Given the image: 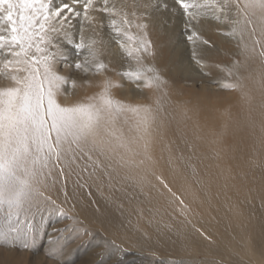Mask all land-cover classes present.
<instances>
[{"label": "snow or ice", "instance_id": "snow-or-ice-1", "mask_svg": "<svg viewBox=\"0 0 264 264\" xmlns=\"http://www.w3.org/2000/svg\"><path fill=\"white\" fill-rule=\"evenodd\" d=\"M175 4L183 10L187 39H198V30H191L195 27L193 21L197 13L190 9L201 6L195 0L191 3L175 0ZM217 7L221 14L226 8L236 9L235 24L245 43L246 54L258 55L264 64V0H245L243 4L237 0H222ZM105 15H119L120 24L112 18L108 26L115 35L133 40L123 30L133 23L129 14L123 10L118 13L115 5H109V0H60L59 3L56 0H0V51L11 57L6 60L5 68L15 65L13 73L9 74L15 86L0 90V204L6 203L13 210L8 213V227L0 228V246L11 247L21 241L25 249L29 248L35 239V216L50 207L59 210L55 208V201L42 191L49 187L50 181L56 183L75 170L84 172L90 168L88 175L92 176L101 168H132L155 163L152 157L154 133L160 130L163 140L162 130L166 127L158 108L128 109L114 101L109 95L112 83L107 78L98 85L103 89L98 102L68 106L57 103L56 96L63 86H81L77 80L57 74L54 50L60 47L58 38H63L78 56L87 51L92 57L91 60L85 57L83 62L77 59L69 67L85 75L106 72L108 65L98 58L97 40L87 37L85 27L96 34V28L104 26ZM213 17L220 18L215 12ZM94 21L96 27H93ZM74 22L79 24L78 39L71 31L76 26ZM136 27L142 33L138 47L129 50L124 43L120 46L130 57L135 52V58L140 61L143 56L152 55V45L145 31L148 24L138 23ZM202 42L208 43L207 40ZM21 72L23 76L17 74ZM123 75L134 80L137 88L155 86L159 89L164 83L159 75L146 77L140 72ZM225 87L243 89V84L237 78V83ZM126 110L138 116L133 135H126L117 128L116 113ZM157 179L168 187L162 177ZM110 246L118 247L114 242ZM103 254V251L98 253ZM89 264L97 262L93 260Z\"/></svg>", "mask_w": 264, "mask_h": 264}, {"label": "rangeland", "instance_id": "rangeland-1", "mask_svg": "<svg viewBox=\"0 0 264 264\" xmlns=\"http://www.w3.org/2000/svg\"><path fill=\"white\" fill-rule=\"evenodd\" d=\"M142 1L143 0H109V5H115L116 11L124 10L129 13V19L133 21L131 28H136V24L144 22L143 18L137 15V12L143 14L146 17L145 23L148 24V28L146 29L148 33L147 39L151 41L152 52L156 48L159 52L162 51L163 53L166 50V56L168 57H171L173 55L172 52H175V56L173 57L175 63H169L166 57L158 61L143 56L140 61H137L135 52L133 56H128L125 50H120V44L126 37L124 35H115L111 27L108 26L112 18H115L117 23L120 24L119 15H117L118 17L105 15L102 20L104 26L96 28V35H98L99 39H101L103 45L106 47V56L99 55L98 57L108 65V70L106 72L96 74L89 73L85 75L75 70L73 67H69V65L77 59L83 62L85 57H88L89 60H91L92 57L89 56L87 51L82 52L78 56L75 49L68 45L63 38H58L60 47L58 50H54L56 51L55 64L57 74L69 76L71 79L77 80L81 85L76 88L66 86L71 89L70 93L74 95L69 105L85 101L91 102L93 98L100 97V93L103 89L98 85L103 82L105 78L109 79L112 83V87L109 89L110 98L114 101H119L128 109L137 106L157 109L155 108L156 106L154 107L157 101L156 99L160 95H164V93H167L172 98V101L167 103L168 105H164L171 108V103L174 102V106L178 108L179 111L184 109V106L191 100H195L203 109L212 106L219 108L231 104L245 96V93L242 91L243 89H230L225 87L228 84L237 83V78H240L243 88H247L242 81L244 77L237 70V66L246 65L248 61V57L245 53L231 58H214L211 62L220 69L208 70L198 65L201 58L197 54V51H195V49L199 47L208 51H217L219 47L223 49L226 46L228 48V45L231 44L236 45V42H238L236 36L233 35L231 29L227 28L229 26L228 20L233 18L236 13L235 8H226L223 14L219 12L217 16L220 18L218 20L214 18L215 20L213 21V15L208 11L210 6H212L208 3L209 0H195V3L199 4L201 7L199 9H190V11L197 13V19L193 21L195 27L191 30L197 31L198 29L199 38L189 41L187 39L188 31H186L183 10L175 4V0H147L149 3L146 4V6L142 5ZM56 2L59 3L60 0H56ZM189 2L191 3L193 0H189ZM216 2L217 4L215 5L214 1L215 7H217L222 0H217ZM237 2L243 4L245 0H237ZM135 5L140 6L136 7ZM164 5H167V7H164ZM173 9L175 11H173ZM133 12L136 13L135 16L131 15ZM204 19H207L210 21V24L213 25L215 21L224 22L225 27L217 26L213 28V25H211L204 28L205 26L200 24ZM74 23L76 26L73 27L71 31L76 33V38L78 39L79 24L77 22ZM94 24H96V22H93V26ZM199 27L202 28L199 29ZM249 27H251V25H249ZM135 32V34L129 33L133 37L132 43L134 39L138 40L137 36L141 35L140 30ZM222 33H226L224 36L225 38H223L224 40L219 37ZM204 40H207L208 43H203L202 41ZM165 43L168 45V49L166 48L163 50L160 46ZM124 44L126 45V43ZM127 46L128 48H132L129 50L135 49L134 44H129ZM108 49L110 51L117 50L119 60L112 61V59H110L109 61L106 58L107 55H110L108 54ZM259 58L258 55L251 57L250 70H252L253 73L249 78L252 87L249 89L247 96L241 99L250 104L249 109L246 104L243 105L245 110L247 108L248 114L261 112L264 108V84L257 87L261 80L264 81V64H262V62L259 63ZM7 59H11V57L7 56L4 51H0V81L2 80V83L7 82L4 86L10 83V87L15 86L14 82H8L7 79L10 78L9 74L13 73L15 66L9 65L5 68L4 65ZM156 68L157 72H149V69L155 70ZM137 72H140L146 77L159 75L164 83L161 84L159 89L155 86L137 88L134 80H130L127 76L123 75V73L132 74ZM17 74L20 76L24 75L22 72ZM84 81L89 82L84 83ZM209 83L213 85L214 92L209 90L208 92L207 89H204V86L210 85ZM200 95L205 96L204 103L199 100L198 96ZM56 100L61 106H65L63 105L62 94L59 93L56 96ZM157 107L161 108L160 105ZM161 109H164V107ZM129 112L130 110L118 112L116 113V118L120 117L121 121L126 119L131 121ZM238 114L240 115L239 119L250 121L249 118L243 116L240 111H238ZM123 116L125 117L122 118ZM195 133L196 131L194 130L193 136ZM194 138L200 140L205 138V136L203 134V136ZM166 164L168 163L164 162V160L155 159V163H150L149 165H151L152 169L151 175L162 177L164 183L168 186L167 188L161 184L159 179L158 182L154 178L150 182H143L135 180L133 177L123 176L122 174H118L112 178L115 186H113V182L107 180H105L106 184L94 183L92 180L88 183V171H91V169L84 172L73 171L70 176L66 175L60 178L63 180L68 177L71 182L66 183L58 180L56 183H51L50 181L49 187L46 190L42 189V191L45 196L55 201V208L59 210L57 211L50 207L47 210H42L40 214L35 216L33 220L36 229L35 239L34 242L30 243L29 248L25 249L21 241H16L11 247L0 246V264H89V262L93 260H95L97 264H182V262L183 264H208L206 263V256H204L205 254H203V252L193 253L188 251L180 255H166L164 251H161L159 246H157L159 244L154 241L148 243V245L141 242L138 244L135 243L136 245H123L117 238V235L124 240L133 238V229H130V220L134 219L135 221L139 217H148L143 209L151 199L156 203H161L163 199L158 197L156 193L158 183L162 185L164 192L169 196L173 197L172 193H175L176 196L173 198L178 201L182 200L179 193L175 191L163 172L162 167ZM100 171L102 176L109 178L108 174H105L103 171V168H101ZM92 176L94 178V175ZM169 188L171 192L168 191ZM113 190L117 193L118 208L120 209L109 206L102 209V205L106 203L107 200L113 198L114 195H111V191ZM72 193L75 194V196H73L75 201L79 199L78 203H76L78 207L77 210L74 208L69 209L63 202L57 200H63V194L66 196ZM164 207L165 205L163 204V209ZM9 211L13 210L9 209L6 203L0 204V228H4L6 223L8 225ZM14 218L13 216V219ZM152 219L159 220V217L155 216ZM139 220L140 219L135 221L134 226H137ZM261 229L262 228H260V230ZM193 234L196 235L200 233L199 231H194ZM204 236L206 235L204 234ZM206 240L208 242L212 241L210 239ZM113 242L118 246L115 249L110 246ZM101 243L107 244L109 247L103 249ZM198 248L200 249L199 246ZM102 251L104 254L102 256L98 255V253ZM243 262L244 264H254L246 259H238L234 264H243ZM260 264H264V262Z\"/></svg>", "mask_w": 264, "mask_h": 264}, {"label": "bare ground", "instance_id": "bare-ground-1", "mask_svg": "<svg viewBox=\"0 0 264 264\" xmlns=\"http://www.w3.org/2000/svg\"><path fill=\"white\" fill-rule=\"evenodd\" d=\"M214 1L216 5L217 0H209L208 3L212 6L208 11L211 15L215 12L217 16L220 11L215 7ZM148 3L147 0L142 1L143 6ZM117 12H121V10H117ZM123 12L125 11L123 10ZM126 13L128 12L126 11ZM137 15L143 18V23H145L146 17L138 12ZM207 19L200 22L205 26L204 28L213 25ZM236 19L237 12L233 18L228 20L229 26L227 25V28L233 31V35L238 40L236 45H228L233 48L223 46L224 48L220 49L219 47L217 51H208L201 47L195 49L201 58L198 64L200 67L208 70H218L220 68L211 62L212 59L217 57L221 59L231 58L242 53L246 54L245 43L241 40L239 29L235 24ZM95 25L93 27H96ZM217 26L225 27V24L224 22L215 21L212 27ZM85 27L87 37L97 40L96 48L99 55L106 56V47L101 39L88 30L87 26ZM201 28L199 27V29ZM123 29L133 34L136 33L135 31L140 30L137 27L126 26ZM225 34L222 33L219 37L223 39ZM140 36H137L138 40ZM138 40L134 39L132 43L126 37L121 43H126V46L134 44L136 48L138 47ZM160 47L163 50L168 49L166 43ZM129 49L132 48L129 47ZM120 50L124 49L120 47ZM165 51L164 53L159 52L156 48L152 55L146 57L158 61L166 57L169 63H175L173 58L175 52H172L173 55L168 57L166 56L167 51ZM108 54L110 55H107L106 58L109 61L110 59L112 61L119 60L117 50L110 51L108 49ZM247 57L246 65L237 66V70L244 77L242 81L248 89L244 87L242 91L245 96L231 104L219 108L212 106L203 109L195 100H191L184 106V109L179 111L174 106V102L171 103V108L164 105L172 101L167 93L156 99L154 107L159 108L158 105L161 108L164 107V109L159 108V110L160 119L165 121L166 127L162 130L163 140L161 139L160 130L154 133L152 157L154 161L159 159L168 163L162 167L163 172L175 191L179 193L182 203L165 193L162 185L158 183L156 193L163 200H161V203H156L151 199L143 209L148 217L137 218L136 220L140 219L137 226H134L136 220H130V229H133L134 237L124 240L117 235L123 245H136L135 243L138 244L139 242L148 245V243L154 241L159 244L157 246L166 255H180L188 251L193 253L203 252L208 264H234L238 259H246L254 264L264 262V108L261 112L248 114L247 108H250V104L241 100L247 96L249 89L252 87L249 78L253 73L250 70L252 56L247 55ZM259 59V63H261V58ZM155 72H157V68L154 70ZM7 80L8 82L12 81L10 78ZM1 81L0 90L9 87L10 83L4 86L7 82L2 83ZM261 84H264L263 80L257 87H260ZM204 89L214 92L212 84L204 86ZM70 92L71 89L66 86L61 89L60 94H62L63 105L65 106H68L70 100L74 98V95ZM204 97L203 95L198 96L203 103ZM98 101L99 96L91 100L93 103ZM244 104L247 105L246 110ZM238 111L249 118L250 121L239 119ZM129 118L131 121L129 119L121 121V118L118 117L117 128L126 135H133L138 116L130 111ZM194 130L196 133L193 136ZM221 132L223 135L219 136L218 134ZM203 134L205 136L203 139L196 140L194 138L203 136ZM103 171L108 174L109 178L102 176L100 169H97L94 178L89 176L88 183L92 180L94 183L106 184L105 180H107L113 182L112 184L115 186L112 178L118 174L133 177L135 180L143 182H150L154 178L158 182L157 177L151 175V165L132 168H108L103 169ZM77 180L79 181V178ZM60 181L71 182L68 177L63 180L60 179ZM111 195H114L113 198L107 200L102 205V209L106 206L118 208L116 191H111ZM73 196H75L74 193L66 196L63 194V200H57L63 202L67 208L77 210L76 203L79 199L75 201ZM163 204L165 205L164 209ZM155 216H158L159 220L152 219ZM7 227L6 223L4 228ZM260 228L262 229L260 230ZM194 231H199L200 234L194 235ZM206 239L212 241L208 242ZM102 247L107 249L109 246L102 244Z\"/></svg>", "mask_w": 264, "mask_h": 264}]
</instances>
